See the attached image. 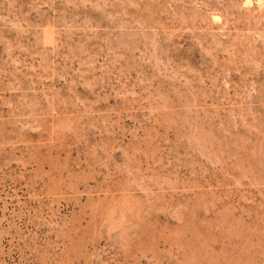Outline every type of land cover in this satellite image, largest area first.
I'll return each mask as SVG.
<instances>
[{
  "label": "rangeland",
  "instance_id": "1",
  "mask_svg": "<svg viewBox=\"0 0 264 264\" xmlns=\"http://www.w3.org/2000/svg\"><path fill=\"white\" fill-rule=\"evenodd\" d=\"M0 264H264V0H0Z\"/></svg>",
  "mask_w": 264,
  "mask_h": 264
}]
</instances>
